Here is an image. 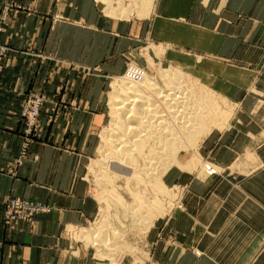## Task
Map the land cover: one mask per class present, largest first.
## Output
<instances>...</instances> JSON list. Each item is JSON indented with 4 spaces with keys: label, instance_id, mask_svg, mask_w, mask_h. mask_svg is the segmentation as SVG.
Here are the masks:
<instances>
[{
    "label": "crops",
    "instance_id": "1",
    "mask_svg": "<svg viewBox=\"0 0 264 264\" xmlns=\"http://www.w3.org/2000/svg\"><path fill=\"white\" fill-rule=\"evenodd\" d=\"M6 1L0 0V18ZM17 1L23 7L10 10L2 34L10 52L0 72V264H92L87 254L72 255L64 231L97 212L86 183L75 175V163L83 157L88 129L102 116L80 101L89 93L85 77L72 73L79 75L76 93L72 86L61 89L56 65L49 58L43 63L40 54L55 51L51 35L63 15L80 13L116 43L122 27L113 21L99 30L90 0ZM151 34L167 45L168 57L194 66L199 79L208 76L237 110L228 127L214 129L199 144L193 171L167 174L184 187L183 207L153 225L144 238V259L132 255L127 264H264V0H160ZM173 44L191 52L175 55ZM232 67L248 77L226 75ZM38 88L48 100L38 137L22 155L21 112L28 92ZM67 99L80 104L64 105ZM205 160L220 171L204 175ZM11 196L54 207L36 216L32 226L20 221L6 226Z\"/></svg>",
    "mask_w": 264,
    "mask_h": 264
},
{
    "label": "rangeland",
    "instance_id": "2",
    "mask_svg": "<svg viewBox=\"0 0 264 264\" xmlns=\"http://www.w3.org/2000/svg\"><path fill=\"white\" fill-rule=\"evenodd\" d=\"M62 1L64 2V0ZM90 1L93 2H91L90 8L94 10V18L98 22L99 30L107 29L113 21L114 23L116 22V25H121L122 32L118 36L120 42L116 43V40L112 42L107 34H103L104 32H99L97 29H94L92 26L94 23H91L89 19H82L80 13L74 18L70 16L66 18L63 15V17H57V25L51 35L52 46L56 48L55 51L51 47L50 51L47 50L46 52L45 50L46 53L41 51L40 54V59L43 63L49 58L54 63L53 67L56 65V69L60 75L57 77L58 85L63 84L64 86L60 87L61 89H65L66 86L68 87L67 90H70L71 86L73 89L76 88V84L73 83L74 81L76 83L79 75L72 73L83 75L85 77L83 78V88L89 91V93L84 94L85 98H80V101L83 100V104H87L102 116L100 117L101 120L94 122V128L90 127L88 129L87 145L80 150V154L83 157L75 163V175L79 180L86 183L88 193L96 202L97 212L85 224L70 225L67 227L64 235L72 241V246L70 247L72 255L80 256L87 254L92 264H127L128 260L132 258V255L136 256V258L138 257V261L144 259L140 257L144 255L145 251L144 245H146V242L144 238L153 225L168 217L174 209L183 207L182 197L184 187L177 184L176 181H173L174 179L172 177L168 178L167 174L174 170L180 172L193 171L199 144L214 129L228 127L235 120L237 106L230 98L223 95L222 91L212 86V80H209L208 76L205 75V77L200 79L195 76L192 71L197 73L199 71L194 66L180 64L168 57L166 52L167 45L152 36L151 29L153 27L154 15L160 0H152L151 4H147L146 6L143 5V0H113V4L110 6L111 8H108V4L103 0ZM10 2L14 5L7 9V16L5 19H2L3 12ZM22 7V4L17 0L6 1L0 18L4 29L10 10L14 8L20 9ZM129 9H131L132 14ZM3 32L4 30L2 34ZM7 46L9 49V45ZM171 47V51L176 52L175 55H177L176 50L186 53L191 52L190 49L178 47L175 44L171 45ZM9 52L10 49L8 54ZM7 56L5 57V61ZM195 57L197 58L198 56ZM72 61L74 63H71ZM152 61L156 65L157 70L161 67H174V69L180 71L185 77H191L197 83L194 84L195 86H203L200 88L202 89L201 93L204 90L205 92L210 91V98H213L212 102L214 101L213 105H215L213 106L215 108H213V111H215L213 112L214 115L212 114L211 126L208 127L207 132H204L195 139H191L192 141L189 139L182 142L179 145L178 151L176 150V157L174 155L168 157L167 160H169V163L162 170L163 173L159 174V176L161 175V181L154 179L153 182L145 183L141 175L133 176L132 167L129 164L124 169L128 176L132 175L130 179L126 178V176L112 178L106 175L103 166L118 164V157L110 153L108 158L101 159V155L98 153L99 149L105 148L104 138L113 122L112 117H114V114L110 102L112 97L111 92L113 93L114 85L118 84L117 81L125 79V76L126 78L129 76V70L132 72L138 68L147 72L156 73L157 70L154 71L151 66ZM81 62L84 64L80 65ZM79 65L82 67L79 68ZM208 68L214 71H221V67L217 65H209ZM225 73L228 76L238 77L240 79L248 77L245 70L235 67L225 70ZM204 74H209V72ZM206 87L207 90L205 89ZM39 90H31L28 92L21 112V118L24 123L22 134L25 141L22 146V155L27 154L31 144L36 140L40 132V113L48 99L44 95V88ZM73 92L76 93L75 89ZM32 93H40L44 100L35 119V123L30 124L28 116L23 112L25 103ZM52 100L54 101V99ZM67 101L68 99L63 104L67 106L80 104V101L76 103ZM89 121H93V115L90 116ZM196 139L199 140L197 141ZM188 141L191 144L188 145ZM75 151L77 152V148ZM208 166L216 169L217 172L220 171L217 164L205 160L202 162L201 168L204 175H214L210 174ZM158 185L160 186L158 187ZM141 192L145 196H148L146 201L140 198L139 193ZM13 198H20V220L16 219V221L26 223L29 226H32L36 216L48 213L54 207L48 201L11 196L5 203L4 222L6 226L10 225L6 220V212L8 211L7 204L9 199L11 201ZM38 202L44 203L46 210L42 209V211L39 210L33 213L32 208L28 207L27 204H37ZM132 204H134L133 207ZM126 205H130L132 208ZM17 213H19V209L14 207L12 209L13 216ZM94 230L96 232L93 234L92 231ZM119 231L122 232L118 233ZM106 232H110L108 234V240L101 248L92 244L91 240L93 239V235H96L94 239L100 241ZM98 240L95 241L98 242Z\"/></svg>",
    "mask_w": 264,
    "mask_h": 264
},
{
    "label": "bare ground",
    "instance_id": "3",
    "mask_svg": "<svg viewBox=\"0 0 264 264\" xmlns=\"http://www.w3.org/2000/svg\"><path fill=\"white\" fill-rule=\"evenodd\" d=\"M103 1L111 8L113 0ZM151 2L152 0H143V5ZM130 13L132 14V11ZM151 66L154 71L157 70L153 61ZM129 71L127 78L125 76V79L117 81L118 84H113L110 101L114 114L113 122L104 138L105 148L99 149L98 153L101 159L108 158L110 153L118 157V164L103 166L106 175L112 178L126 176L130 179L132 175L128 176L124 169L129 164L133 176L141 175L145 183H150L154 179L160 180L159 174L163 173L162 170L169 163L168 157H176L182 142L207 132L211 126L215 105L213 98H210L209 89V92L203 89L204 92L201 93L200 88L203 86H195L197 83L191 77H185L174 67H161L156 73L138 68ZM205 89L207 90V87ZM139 195L146 201L148 196L143 192ZM95 232L96 230L92 231L93 234ZM114 232L117 233L115 230ZM120 232L122 231L118 233ZM109 233H104L100 241L94 239L96 235H93L92 244L101 248L107 242Z\"/></svg>",
    "mask_w": 264,
    "mask_h": 264
},
{
    "label": "built area",
    "instance_id": "4",
    "mask_svg": "<svg viewBox=\"0 0 264 264\" xmlns=\"http://www.w3.org/2000/svg\"><path fill=\"white\" fill-rule=\"evenodd\" d=\"M13 5L14 4L12 2L8 4V7L3 12L2 19H5V17L7 16V9L12 7ZM3 30H4L3 23L0 22V70L5 61V57L7 56L9 51L8 46L1 41V35ZM43 100H44L43 96L40 93H32L28 98V100L26 101L23 113H25V115L28 116L30 124L35 123V119L39 113L41 105L43 104ZM208 169L210 171V174L217 173V170L211 168V166H208ZM7 206H8V211L6 212V220L8 221V223L11 224L13 221H16V219L20 220V198H13L11 199V201L9 199ZM27 206L32 208L33 213L39 210L42 211V209L46 210V205L40 202H38L37 204L28 203ZM14 207L19 209V213H17L15 216H13L14 214H12V209Z\"/></svg>",
    "mask_w": 264,
    "mask_h": 264
}]
</instances>
